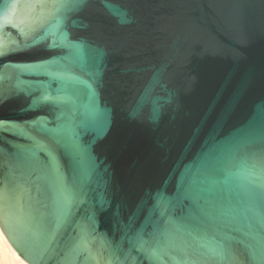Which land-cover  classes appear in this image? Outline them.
<instances>
[{"label": "water", "instance_id": "95a60500", "mask_svg": "<svg viewBox=\"0 0 264 264\" xmlns=\"http://www.w3.org/2000/svg\"><path fill=\"white\" fill-rule=\"evenodd\" d=\"M0 53L24 261L264 264V0H0Z\"/></svg>", "mask_w": 264, "mask_h": 264}, {"label": "bare ground", "instance_id": "6f19581e", "mask_svg": "<svg viewBox=\"0 0 264 264\" xmlns=\"http://www.w3.org/2000/svg\"><path fill=\"white\" fill-rule=\"evenodd\" d=\"M0 244L2 245V246L0 245L2 247L0 250V264H28L10 246L4 234L2 233L1 229H0Z\"/></svg>", "mask_w": 264, "mask_h": 264}, {"label": "snow or ice", "instance_id": "6c2138e0", "mask_svg": "<svg viewBox=\"0 0 264 264\" xmlns=\"http://www.w3.org/2000/svg\"><path fill=\"white\" fill-rule=\"evenodd\" d=\"M0 54H2V53H0ZM44 99H45V100H48V99H50V97L45 96ZM85 110L88 111L93 117H95V116L101 111L99 108H93V107L91 106V97L89 98V102H88V104L85 105ZM153 118H155V113H154V115H153ZM2 123H3V122H0V124H2ZM53 131H57V130H53ZM60 131H65L66 133H68L69 138H70V139L72 138V137H71V128H70V127L65 126V127H63L62 129H60ZM72 147H73V148H76V147H77V145L75 144V142H73ZM248 175H249L248 173H245V176H246V177H247ZM262 181H264V178H262ZM196 183H197V181H196V179L194 178V179H193V184L195 185ZM258 188H259V192H258L257 194L261 197L262 200H264V182H262V183L258 186ZM191 195H192L191 192H186V193H185V197H186V198H191ZM249 211H253V209H249Z\"/></svg>", "mask_w": 264, "mask_h": 264}, {"label": "rangeland", "instance_id": "374dc122", "mask_svg": "<svg viewBox=\"0 0 264 264\" xmlns=\"http://www.w3.org/2000/svg\"><path fill=\"white\" fill-rule=\"evenodd\" d=\"M0 245H1V244H0ZM1 246H2V245H1ZM1 246H0V250H1V248H2ZM3 249H4V248H3Z\"/></svg>", "mask_w": 264, "mask_h": 264}]
</instances>
